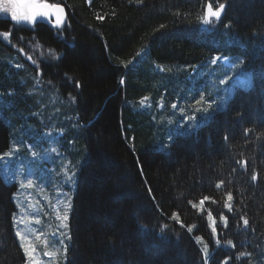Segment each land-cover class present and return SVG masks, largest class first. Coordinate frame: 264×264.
<instances>
[{"label":"trees","instance_id":"trees-1","mask_svg":"<svg viewBox=\"0 0 264 264\" xmlns=\"http://www.w3.org/2000/svg\"><path fill=\"white\" fill-rule=\"evenodd\" d=\"M47 1L65 7L63 26L0 21V90L11 91L7 80L27 73L17 67L26 64L61 96L77 98L90 153L67 264H264V0H218L226 12L212 25L199 19L210 0ZM28 38L39 45L35 63L21 55L31 49ZM146 46L163 63L239 56L254 83L169 152L134 153L123 132L134 116L122 109L120 77L122 62ZM145 137L137 135L138 147ZM8 148L0 119V153ZM15 190L0 175V264L26 261L13 228Z\"/></svg>","mask_w":264,"mask_h":264},{"label":"rangeland","instance_id":"rangeland-1","mask_svg":"<svg viewBox=\"0 0 264 264\" xmlns=\"http://www.w3.org/2000/svg\"><path fill=\"white\" fill-rule=\"evenodd\" d=\"M25 22L30 23H10ZM1 36L4 37L2 33ZM23 43L31 44V49L21 53L19 47L21 55L35 63L39 45L30 38ZM122 64V109L134 116L133 124L123 123V132L134 153L169 152L177 137L197 131L214 113L226 108L237 88H250L254 83L251 69L243 65L239 56H216L193 65L163 63L146 46ZM17 67L27 73L7 80L11 91L0 90V119L9 127V148L5 152L18 149L7 164L0 161L3 180L16 185L13 227L26 237V241L19 237L21 246L28 243L30 250L35 249L31 260L25 253L24 264H67L75 197L90 153L82 141L83 123L77 98L61 96L55 86L44 82L26 64ZM130 79L134 81L132 86ZM138 89L141 90L133 92ZM14 96H18L19 105ZM201 97L203 101L196 104ZM190 116L194 119L189 120ZM138 134L146 136L145 148L138 147ZM29 180L32 187H27ZM21 181L25 187H21ZM65 212L67 221L62 219ZM69 236L71 239H67Z\"/></svg>","mask_w":264,"mask_h":264},{"label":"snow or ice","instance_id":"snow-or-ice-1","mask_svg":"<svg viewBox=\"0 0 264 264\" xmlns=\"http://www.w3.org/2000/svg\"><path fill=\"white\" fill-rule=\"evenodd\" d=\"M216 3V7L213 8V3ZM226 2H218V0H210V2L207 3L206 9L203 12V15L199 17V19L202 21L205 25H212L215 21H219L221 18V15L225 13L226 9ZM0 12H6L11 14L12 20L16 22L21 21H29L32 23L36 22L37 17H46L48 19H51L53 16H55V23L57 26H62L64 24V8L61 6L60 3H48L47 0H27V2L22 3L21 0H3L2 3H0ZM98 19H103V17H97ZM161 27H164L161 25ZM4 37H9L10 32H4L2 33ZM31 59V57H29ZM219 57L216 58L218 60ZM216 60H213V63L216 62ZM123 82V81H121ZM203 101V97H201L200 100L196 101V104H200ZM173 108L176 107L175 104L172 105ZM189 120L194 119V117H188ZM31 147V146H29ZM14 151H18V149L10 150L4 153H0V161L4 162L5 164L8 163V160L13 157ZM52 151H55L53 149ZM32 155L35 156L36 153L32 152ZM257 177L254 175L252 179H256ZM222 183V182H221ZM219 187V185H217ZM21 187H25L23 181H21ZM27 187H32V181L29 180L27 183ZM205 199H208L205 197ZM232 196L231 193H228V200H231ZM201 204H203V200L201 201ZM197 205H193V207H196ZM229 207V210H231V205H227ZM68 208H71V204L68 205ZM210 216V213H209ZM174 218L178 219V216L174 214ZM211 218V217H210ZM64 221L68 220L67 212H65L64 216L62 217ZM243 223L245 226L248 225V220L243 219ZM64 227H67V224L64 225ZM167 227V226H165ZM191 227L188 229V231H191ZM216 229L213 227V232H215ZM16 235L20 237L21 241H26V237L22 234L21 231H17ZM67 239H71V237H67ZM197 240H202L201 237H197ZM217 243H219V240H217ZM227 243L229 245H233L231 240H228ZM22 247L24 248V252L28 255L29 259L32 258V253L35 250L32 248L30 250V246L28 243H23ZM64 251L67 252V245H64ZM205 252V259H207V246L203 249ZM45 255H49V253H45ZM55 255V254H52ZM240 257H243L245 255L250 256L251 253H244L241 252Z\"/></svg>","mask_w":264,"mask_h":264},{"label":"water","instance_id":"water-1","mask_svg":"<svg viewBox=\"0 0 264 264\" xmlns=\"http://www.w3.org/2000/svg\"><path fill=\"white\" fill-rule=\"evenodd\" d=\"M3 0H0V3H2ZM22 3L27 2V0H21ZM64 8V24L67 20V12L66 9L63 5H61ZM224 15V13L221 15V17ZM0 21H9V22H16L14 20H12L11 18V14L10 13H6V12H0ZM32 23V22H30ZM38 23H44V24H48L52 27H57L56 23H55V16H53L51 19H48L46 17H37L36 22L32 23V24H38Z\"/></svg>","mask_w":264,"mask_h":264},{"label":"bare ground","instance_id":"bare-ground-1","mask_svg":"<svg viewBox=\"0 0 264 264\" xmlns=\"http://www.w3.org/2000/svg\"><path fill=\"white\" fill-rule=\"evenodd\" d=\"M67 12V11H66Z\"/></svg>","mask_w":264,"mask_h":264}]
</instances>
